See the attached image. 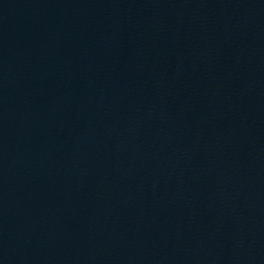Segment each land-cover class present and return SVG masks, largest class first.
I'll list each match as a JSON object with an SVG mask.
<instances>
[{
    "label": "water",
    "instance_id": "95a60500",
    "mask_svg": "<svg viewBox=\"0 0 264 264\" xmlns=\"http://www.w3.org/2000/svg\"><path fill=\"white\" fill-rule=\"evenodd\" d=\"M0 264H264V0H0Z\"/></svg>",
    "mask_w": 264,
    "mask_h": 264
}]
</instances>
